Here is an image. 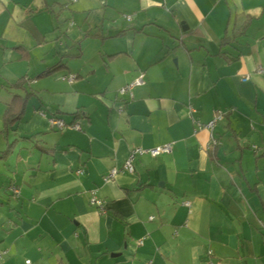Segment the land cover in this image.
<instances>
[{
    "label": "crops",
    "instance_id": "obj_1",
    "mask_svg": "<svg viewBox=\"0 0 264 264\" xmlns=\"http://www.w3.org/2000/svg\"><path fill=\"white\" fill-rule=\"evenodd\" d=\"M259 66L264 0H0V264H264Z\"/></svg>",
    "mask_w": 264,
    "mask_h": 264
},
{
    "label": "built area",
    "instance_id": "obj_2",
    "mask_svg": "<svg viewBox=\"0 0 264 264\" xmlns=\"http://www.w3.org/2000/svg\"><path fill=\"white\" fill-rule=\"evenodd\" d=\"M124 18L129 21L131 19V16L130 15H124ZM257 72H259V73L264 72V67L259 66L257 68ZM63 78L67 79L69 82H72L74 79V76L68 75V76H64ZM143 83H144L143 75H140V76L134 78L129 83H127L122 88H120L118 90V93L120 95L131 94V91L134 87L140 86ZM193 112H194V108L192 105L189 104L188 105V114H189L192 122L196 125L195 132L197 130L203 129V128L208 129L210 131V141H209V144L207 145V148L213 149L216 146H218L219 141H218V139H216L213 136V129H214L216 122L222 117V115L224 113L222 111H217L216 114L208 122L202 123L193 117ZM50 122L54 125H57L59 128H61L65 125V123L61 119L52 118V119H50ZM72 126L74 128H78L77 123H73ZM171 149H172L171 143H165V144H162V145H159L156 147H152V148H141V147L133 148L129 151L127 158L123 162L122 166L111 168L107 172V174L104 176V180L105 181L109 180L119 173H130V174L133 173L134 172V160H135L136 156H138V155L149 154V155L154 157V156L161 154V153H170ZM81 172H82L81 170H77V173H81ZM10 190L12 191V193L15 196H18L19 188L17 186H11ZM89 203L91 205L96 206L100 211L104 212L103 201L97 197L95 191L91 192V195L89 198ZM184 204L188 206L189 202L185 201ZM151 218L152 217H150V219ZM260 226L264 227V223H260ZM139 243H141V242H139ZM5 253H6L5 250L0 249V257ZM25 264H31V260L26 259ZM207 264H223V263L219 262V261L209 260Z\"/></svg>",
    "mask_w": 264,
    "mask_h": 264
},
{
    "label": "trees",
    "instance_id": "obj_3",
    "mask_svg": "<svg viewBox=\"0 0 264 264\" xmlns=\"http://www.w3.org/2000/svg\"><path fill=\"white\" fill-rule=\"evenodd\" d=\"M21 82L14 84L13 87L21 88ZM28 100V95L20 96L15 95L12 100L7 104L3 113V122L5 128H10L15 124L23 115L24 109Z\"/></svg>",
    "mask_w": 264,
    "mask_h": 264
},
{
    "label": "rangeland",
    "instance_id": "obj_4",
    "mask_svg": "<svg viewBox=\"0 0 264 264\" xmlns=\"http://www.w3.org/2000/svg\"><path fill=\"white\" fill-rule=\"evenodd\" d=\"M99 22H101L99 19L95 20V21L93 22L94 24L91 26V29H94L95 24H97V23H99ZM81 23H82V21L79 20V25H81ZM84 29H85V28H84ZM85 43H86V44H90V43H92V41H91L89 38H87L86 41H85ZM6 73H8L7 69H6V68H3V67H0V75H6ZM6 90H7V89H5V87L0 86V100H1V97H2L3 95H5ZM0 102H1V101H0ZM0 105H2V104H0ZM1 140H2V139H1V137H0V141H1Z\"/></svg>",
    "mask_w": 264,
    "mask_h": 264
},
{
    "label": "water",
    "instance_id": "obj_5",
    "mask_svg": "<svg viewBox=\"0 0 264 264\" xmlns=\"http://www.w3.org/2000/svg\"><path fill=\"white\" fill-rule=\"evenodd\" d=\"M187 29V27L186 26H182V30H186Z\"/></svg>",
    "mask_w": 264,
    "mask_h": 264
}]
</instances>
